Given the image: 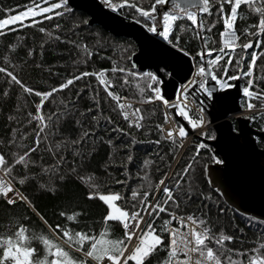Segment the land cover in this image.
I'll use <instances>...</instances> for the list:
<instances>
[{
    "label": "trees",
    "instance_id": "1",
    "mask_svg": "<svg viewBox=\"0 0 264 264\" xmlns=\"http://www.w3.org/2000/svg\"><path fill=\"white\" fill-rule=\"evenodd\" d=\"M151 2L153 0H143L142 6L147 8ZM30 3L31 0H0V18H7L10 15V9L18 14ZM57 11H62L64 14L53 15L50 20L38 16L36 19L40 22L34 26L12 25L11 27L15 28L14 31L5 29V34L0 35V66H5V58H7L10 61L9 70L14 71L24 84L40 92L50 91L53 87H58L67 79L80 73H98L106 70V78L115 84L113 91L127 97L128 103H131L134 108H141L145 116L142 128H130L119 111L113 110L116 102L107 96L104 87L99 84L94 75L86 76L69 88L57 92L46 103L44 113L67 112L68 115L61 116L48 130V139L41 143L36 153L32 154L35 164H30L28 168L22 165L16 167L17 179L23 174L30 177L24 185L17 183L16 187L29 198L32 206H27L23 202L8 205L0 199V225L6 226L10 221L23 222L37 236L44 235L57 243H62L40 219L41 215L53 227L62 224L75 230L98 234L103 230L102 221L107 213L106 206L100 200L87 199L89 189L78 179L77 172L79 175L95 174L96 182L101 185L102 192L121 193L126 197L130 207L133 190L141 194L145 191L155 194L154 185L165 178L164 174L169 177L167 183L174 185L176 174L181 172L191 159L195 145L201 139L192 136L181 149L179 140L173 143L164 139L156 128L157 124H163L160 104L156 101L151 104L142 103V95L137 89V84L143 87L145 89L143 97L146 98L151 95L148 90V84L151 81L144 77L128 76L129 83L125 85L123 79L126 74L111 71L113 67L118 66L131 72L145 73L137 71L129 62V57L135 50L131 40L112 37L97 25L88 26L86 15L80 11L71 10L68 6L67 10L58 9ZM116 12L126 19L140 21L139 23L144 27L149 23L144 21V18L139 16L133 8L125 7ZM241 14L246 18L237 21L238 34L247 25L258 21V17L246 5H242ZM218 19L215 9L212 15L204 16L206 26L215 24L212 32L207 35L214 41L210 46L216 48L220 47L219 33L223 31V22L222 20L217 22ZM186 23L188 22L185 20L177 22L178 25ZM24 24L30 25V21L25 20ZM177 34L182 36L180 47L190 52L191 56H195L197 51L204 48V44L195 38L194 33L177 31ZM251 39L257 38L251 37ZM241 42L247 41L242 37ZM84 45H87L93 55L90 57L87 55ZM252 51L253 49H249V52ZM257 51L264 53V49H257ZM193 63L195 65V61ZM162 74L167 75L166 72ZM230 74H236L235 68L230 69ZM255 74L264 76V55H261L257 61ZM238 81L243 88L246 79ZM260 87L264 88V81L260 82ZM5 91L8 93L7 96L4 95ZM201 98L207 101L205 96L201 95ZM39 100V97L24 93L19 85L8 83V78L0 74V152L9 161L15 159L13 153L22 154L35 142L34 129L37 122L33 121L29 124L28 114L35 113L33 102L38 103ZM239 103L240 106L245 103L243 94ZM190 115L193 118L198 116L193 111ZM251 115L248 114L247 117ZM9 117L14 119L10 120ZM109 119L111 123L108 122ZM181 119L183 120L182 117ZM77 121L80 123L78 124ZM206 121H208L207 117ZM184 122L187 128L193 131L188 127L187 122ZM249 125L264 132V120L249 119ZM13 129L16 130L15 133ZM85 131L92 135L86 138L75 152L70 144L67 148L62 146L55 151V154L49 151V148H55L57 142L63 145L70 140L79 139ZM206 133L209 137L214 135L211 127L207 128ZM13 137H15V145L10 143ZM256 143L261 145L262 142L257 140ZM211 155L212 151L201 152L193 171L185 177L181 189L177 190V194L180 195L179 207L172 205V211L180 214H205L204 218L211 222L216 234L224 231L235 237L233 242H226V248L250 250L258 247L264 242V222L238 213L224 202L220 193L209 186L204 166L213 162ZM58 156L65 158L61 164L60 173H45L43 169L49 165H55ZM129 156L132 157L131 161L128 159ZM146 161L149 163L146 164ZM73 168L77 169V172H73ZM61 174L63 179H60ZM117 181L123 183H117ZM41 184L45 187L41 188ZM49 187L53 190L48 191ZM151 198L150 196L149 199ZM118 203L123 205L125 201ZM74 211L83 212V215L78 217L77 223L68 222L60 216L61 212L71 214ZM25 217L27 220L24 219ZM164 218L166 219L167 216ZM109 223L110 238H123L121 225L118 222ZM164 235L165 244H167V234ZM33 245L39 249L42 258L45 254L43 245L39 240H34ZM63 246L65 250H72L71 253L74 256L84 258L82 253L68 249L67 245ZM209 246L218 247L214 243H210ZM230 254L225 251L224 257ZM232 255L233 259H247ZM166 256V251L159 250L146 261V264H158V261L162 262ZM88 264H93L91 258H88Z\"/></svg>",
    "mask_w": 264,
    "mask_h": 264
},
{
    "label": "snow or ice",
    "instance_id": "2",
    "mask_svg": "<svg viewBox=\"0 0 264 264\" xmlns=\"http://www.w3.org/2000/svg\"><path fill=\"white\" fill-rule=\"evenodd\" d=\"M69 0H31L30 5H26L19 14L10 9V15L7 18H0V35L5 34V29L14 31L12 25L34 26L39 23L36 17L50 20L54 16H62V11L67 10ZM112 11H119L125 7L135 9L139 16L144 18L148 32H151L169 45L175 47L185 56H190L195 61L194 74L183 84L180 85L175 97L172 100L165 98L162 92L164 80L159 73L131 72L122 67H113V73H125L123 83H129L128 76L139 78L144 77L151 81L148 84V90L151 95L143 97L145 89L137 84V89L142 95V103L151 104L155 101H161L165 108L172 110L165 113V123H169V117L180 116L187 122L188 127L193 130L204 129L209 123L205 120L206 111L205 99L197 100L198 95L205 96L208 100L215 99L214 92L223 91L235 87L231 81L246 79L243 86L242 94L246 98V110L251 113L250 119L264 120V88L260 87V82L264 81V76L255 74L257 61L261 58V53L257 49H264V0H153L150 6L143 7V0H102ZM170 5L171 7H168ZM242 5L258 17L257 23L247 25L242 32L238 34L237 21L244 20L246 17L241 14ZM215 9L218 15V21L223 22V31L219 33L221 37V46L216 48L210 46L214 43L212 38L207 35L211 33L215 24L207 25L204 20L205 15H212ZM52 14V15H49ZM29 20L30 25H25L24 21ZM185 20L186 24H177L178 21ZM140 21H137L139 23ZM87 23V22H86ZM59 27V25H57ZM44 31V29H40ZM179 32L194 33L195 38L204 44V48L197 51L195 56L180 47L182 36ZM242 37L247 42H241ZM256 37L257 39H251ZM240 50L239 52L237 50ZM249 49H253L249 52ZM84 50L90 57L93 55L84 45ZM31 54V53H30ZM198 58V59H197ZM224 63H221V62ZM10 61L5 58V66H0V74L8 78V83L19 85L24 93L29 96L39 97L40 100L35 104V113H29V121L37 122L35 132V142L32 146L27 147L22 154L13 153L14 160L9 161L6 156L0 152V199L6 201L8 205H15L19 201L32 206L29 198L22 192L16 184L24 185L30 177L23 174L17 179L16 167L22 165L28 168L30 164H35L32 154L39 150L41 143L48 139L47 132L58 121L61 116L68 115L67 112L51 114L44 113L43 109L50 98L54 97L57 92H61L72 86L76 81L86 76L94 75L99 84L104 87L107 96L116 102L114 111L118 110L122 118L128 122L130 128H142L145 116L143 110L139 107L134 108L128 103V98L113 91L115 84L106 78V70L98 73L84 72L74 75L67 79L58 87H53L50 91L40 92L24 84L18 75L9 70ZM136 65L133 64V68ZM235 68L236 74H230V69ZM160 72H166L168 76L172 73L167 69H160ZM215 82L217 87H209L208 81ZM7 96V91L4 92ZM79 95V94H78ZM190 97L192 98L190 102ZM63 103V102H62ZM191 103L198 106L199 115L193 118L190 113L193 111ZM91 111V109L89 110ZM14 119V117H9ZM95 119V117H94ZM111 123L110 119L108 121ZM79 124L80 121H77ZM156 128L164 133L163 138L173 143L179 139L180 146H183L184 138L188 136V130L183 124L177 122L173 128L165 129L162 125L157 124ZM122 131L121 129H114ZM15 133L16 130L13 129ZM92 133L83 132L79 139L70 140L63 145L57 142L55 148H49V151L59 150L72 146L75 152L86 138ZM201 141L195 145L194 153L181 172L176 174L174 185H169L167 174L164 179L159 180L155 185V194L148 191L140 192L133 190L131 193L132 204L129 207L127 199L119 192H102L101 185L96 182L95 174L79 175L80 179L89 189L87 199L100 200L107 208V213L103 217V230L98 234H92L89 231L75 230L62 224L53 227L48 224L47 220L41 215L40 219L48 226L49 230L57 236L62 243H57L47 236H37L31 232L29 227L19 221H10L6 226L0 225V264H88V258L95 261L96 264H146V261L156 254L159 250L167 252L166 258L158 264H264V242L258 247L252 249H231L226 248V242L231 243L235 240L234 236L221 231L216 234L213 231L211 222L204 218L205 214L197 215L195 213L186 216H178L172 211V205L179 207L180 195L177 190L181 189L185 177H188L193 171L194 166L198 163V158L202 151H212L211 146L205 140H215V135L208 136L204 131L200 132ZM15 145V137L10 141ZM159 143V141H156ZM111 144V141H109ZM63 156L57 157L55 165H49L44 168L45 173L59 174L61 164L64 162ZM131 161L132 157H128ZM211 160L216 165H224L225 161L212 151ZM146 164L149 162H145ZM205 168L208 166L205 165ZM147 176V174H146ZM63 179V175H60ZM117 183H123L117 181ZM41 188L45 185L41 184ZM52 191V188H48ZM185 195L187 193H184ZM152 197L149 199V197ZM125 201L123 205L119 201ZM35 211V208L33 207ZM37 215H40L37 213ZM83 215L81 211H74L69 214L61 212L60 216L66 221L77 223L78 217ZM167 216L165 219L164 217ZM27 220V217L24 218ZM118 222L124 229V237L121 239L110 238V223ZM167 234V244H165V235ZM135 239V244L132 245ZM34 240H39L44 248V255L41 258L39 249L33 245ZM127 241V242H126ZM210 243L217 245V248L209 246ZM63 245L68 249H74L75 252L82 253L83 259L74 256L71 251L65 250ZM88 245V247H85ZM132 245V247H130ZM227 251L231 253L224 257ZM247 259H233V255ZM222 257H224L222 259Z\"/></svg>",
    "mask_w": 264,
    "mask_h": 264
},
{
    "label": "water",
    "instance_id": "3",
    "mask_svg": "<svg viewBox=\"0 0 264 264\" xmlns=\"http://www.w3.org/2000/svg\"><path fill=\"white\" fill-rule=\"evenodd\" d=\"M67 6L84 13L88 26L97 25L112 37L131 40L135 46L129 57L131 66L135 64L139 72L159 73L164 80L161 87L165 98L173 99L178 85L185 82L193 70L190 56L148 32L141 23L106 8L99 0H69ZM162 68L172 75L164 76L160 72ZM232 83L235 87L215 91V99L206 103L205 114L216 139L205 141L225 163L205 164L208 167H204V171L209 186L221 194L227 205L244 216L264 222V148L256 144L259 140L264 145V132L252 128L246 117L236 115L242 93L239 81ZM208 86L217 87L210 79ZM175 117L187 128L180 116Z\"/></svg>",
    "mask_w": 264,
    "mask_h": 264
},
{
    "label": "built area",
    "instance_id": "4",
    "mask_svg": "<svg viewBox=\"0 0 264 264\" xmlns=\"http://www.w3.org/2000/svg\"><path fill=\"white\" fill-rule=\"evenodd\" d=\"M99 2H100L103 6H105L106 8H109V7H107L104 3H102V0H99ZM219 43H220V46H221V37H220V35H219ZM195 70H196V69H195V65L193 64V70L191 71V73H190L189 77L187 78V80H188V79L194 74ZM187 80H186V81H187ZM186 81H185V82H186ZM185 82H183V83H185ZM183 83H182V84H183ZM180 85H181V84H180ZM180 85H178L177 90L179 89ZM177 90H176V93H177ZM176 93H175V95H176ZM175 95H174V97H175ZM199 96L201 97V95H199ZM199 96L196 97L197 100L201 99ZM174 97H173V98H174ZM171 100H172V99H171ZM191 100H192V98L190 97V102H191ZM127 102H128V101H127ZM156 102H158V103L160 104L161 109H162V119H163V124H162V126H163L165 129L175 127V126H176V117H171V116H170V117H169L170 122H169V123H165V113H166V112H171V110L165 108L164 104H163L161 101H156ZM245 102H246V98H245ZM206 103H208V99H207ZM206 105H207V104H206ZM191 107L193 108V112L196 113L197 115H199V112H198V106H197L195 103H191ZM248 114H251V113H249V112L246 110L245 103H244L243 106H240V109H239L237 115L247 116ZM204 117H205V120H206V114H205V113H204ZM210 126H211L210 123H207V124H206V127H205L204 129H196V130H193L192 133L195 134V135H197V136H200V132H201V131L206 132L207 128L210 127ZM193 134L190 133L186 138H184L183 146H180V149H181L182 147H184V146L188 143L189 139H190L192 136H194ZM161 135L164 136V133H161ZM177 140H179V139H177ZM4 201H5V200H4ZM5 202H6V201H5ZM19 202H23V201H19ZM23 203H24V202H23ZM176 214H177L178 216H186V215H188L187 213H183V214L176 213ZM121 227H122V225H121ZM122 230H123V235H124V229H123V227H122ZM126 242H127V241H126ZM167 242H168V240H167ZM134 244H135V239H134L133 242H132V245H134ZM132 245H130V247H132ZM91 261H92L93 264H96L95 261H93V260H91ZM108 264H110V262H108Z\"/></svg>",
    "mask_w": 264,
    "mask_h": 264
},
{
    "label": "rangeland",
    "instance_id": "5",
    "mask_svg": "<svg viewBox=\"0 0 264 264\" xmlns=\"http://www.w3.org/2000/svg\"><path fill=\"white\" fill-rule=\"evenodd\" d=\"M18 14H19V13H18ZM146 29H147V28H146ZM216 86H217V85H216ZM217 88H218V86H217ZM242 89H243V88H241V93H242ZM205 108H206V104H205ZM236 115H237V114H236ZM239 116H241V115H239ZM243 117H247V116H243ZM210 125H211V124H210ZM210 127H211V126H210ZM258 141H259V140H258ZM256 144H257V143H256ZM257 146H258V147H261V148H264L263 143H261V145H258V144H257Z\"/></svg>",
    "mask_w": 264,
    "mask_h": 264
},
{
    "label": "flooded vegetation",
    "instance_id": "6",
    "mask_svg": "<svg viewBox=\"0 0 264 264\" xmlns=\"http://www.w3.org/2000/svg\"><path fill=\"white\" fill-rule=\"evenodd\" d=\"M72 251V250H71ZM74 252V251H73ZM75 253V252H74Z\"/></svg>",
    "mask_w": 264,
    "mask_h": 264
}]
</instances>
